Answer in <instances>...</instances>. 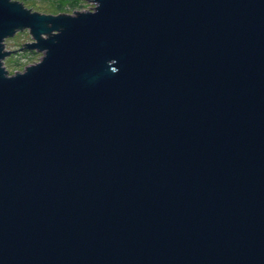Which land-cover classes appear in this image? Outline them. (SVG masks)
Wrapping results in <instances>:
<instances>
[{
	"label": "water",
	"instance_id": "water-1",
	"mask_svg": "<svg viewBox=\"0 0 264 264\" xmlns=\"http://www.w3.org/2000/svg\"><path fill=\"white\" fill-rule=\"evenodd\" d=\"M91 1L0 0V264H264V0Z\"/></svg>",
	"mask_w": 264,
	"mask_h": 264
},
{
	"label": "rangeland",
	"instance_id": "rangeland-1",
	"mask_svg": "<svg viewBox=\"0 0 264 264\" xmlns=\"http://www.w3.org/2000/svg\"><path fill=\"white\" fill-rule=\"evenodd\" d=\"M80 6L74 9L91 8L93 2L91 0H80ZM27 6L34 10L42 12L56 13L54 3L51 0H31L26 3ZM68 10L67 12H72ZM32 37L27 29L17 31L13 36L5 38V46L7 48H17L22 46L25 42L31 41ZM42 55L41 51H35L33 49H17L16 52L4 58V64L8 71L11 73L15 70H22L26 64L37 61Z\"/></svg>",
	"mask_w": 264,
	"mask_h": 264
},
{
	"label": "trees",
	"instance_id": "trees-1",
	"mask_svg": "<svg viewBox=\"0 0 264 264\" xmlns=\"http://www.w3.org/2000/svg\"><path fill=\"white\" fill-rule=\"evenodd\" d=\"M25 4L31 0H21ZM54 3L56 11L74 10L75 7L80 6V0H51Z\"/></svg>",
	"mask_w": 264,
	"mask_h": 264
}]
</instances>
